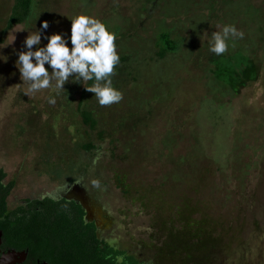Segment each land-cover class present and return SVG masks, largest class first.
<instances>
[{
	"label": "rangeland",
	"instance_id": "rangeland-1",
	"mask_svg": "<svg viewBox=\"0 0 264 264\" xmlns=\"http://www.w3.org/2000/svg\"><path fill=\"white\" fill-rule=\"evenodd\" d=\"M233 1L38 0L36 19L7 30L15 0H0V166L16 182L9 206L81 187L106 210L101 237L138 264H264V0ZM223 7L244 37L217 56L209 46L229 25ZM80 14L118 29L119 56L137 52L142 64L118 81L119 103L93 96L96 130L78 113L83 81L27 96L16 67L29 31L48 23L45 37H70ZM164 30L185 42L158 60Z\"/></svg>",
	"mask_w": 264,
	"mask_h": 264
},
{
	"label": "trees",
	"instance_id": "trees-1",
	"mask_svg": "<svg viewBox=\"0 0 264 264\" xmlns=\"http://www.w3.org/2000/svg\"><path fill=\"white\" fill-rule=\"evenodd\" d=\"M228 5L232 3L227 0ZM247 1V0H245ZM235 2V0L233 1ZM39 9L38 0H15L11 15L8 19L7 30L16 25H28L36 19ZM223 17L229 25H234V17L228 12ZM257 9L255 12H258ZM238 16V15H237ZM118 34V29L114 32ZM257 35V33H256ZM185 42V38H174L172 31H162L155 40L156 59H164L167 54L179 52ZM230 61L235 60L231 54L227 56ZM139 53L123 55L111 76L113 85L120 90L126 82L127 76L133 75L129 68L132 64H139ZM137 62V63H136ZM143 62V60H142ZM214 64L216 61H213ZM218 66H227V60L222 56L218 59ZM230 67L234 69V63ZM234 66V67H233ZM131 70V71H130ZM115 76H119L115 78ZM136 79V78H135ZM115 80V81H114ZM118 81H123L119 83ZM94 81H88L91 86ZM94 93L82 90L81 100L78 106L83 123L92 130H96L101 124L100 113L93 107ZM125 127V125H120ZM104 132L98 133V139L104 138ZM93 142L83 146L84 150H92ZM7 173L0 166V231L3 232V241L7 247L17 251H28L29 258H34L40 263L49 264H138L134 255L125 250L100 240L95 223L88 222L85 218V209L75 202L65 199L56 200L49 196L44 199H28L24 204L15 208L9 206L8 198L16 186L15 181L5 182ZM122 258V259H119Z\"/></svg>",
	"mask_w": 264,
	"mask_h": 264
},
{
	"label": "clouds",
	"instance_id": "clouds-1",
	"mask_svg": "<svg viewBox=\"0 0 264 264\" xmlns=\"http://www.w3.org/2000/svg\"><path fill=\"white\" fill-rule=\"evenodd\" d=\"M71 21L70 37L65 33L45 37L43 30L49 27L48 23L36 32L29 31L24 42L27 51L19 52L16 61L21 80L29 85L25 95L53 87V81L55 89L62 90L72 78L73 83L83 81L85 89L95 94L101 106L119 103L123 94L111 79L120 61L116 34L105 23L88 14H80ZM42 37L48 40L44 46H41ZM243 37L244 33L234 25H225L222 31L213 33L209 51L217 56L223 55L228 51L230 40ZM33 46L37 48L34 50ZM88 81L94 83L87 86Z\"/></svg>",
	"mask_w": 264,
	"mask_h": 264
},
{
	"label": "flooded vegetation",
	"instance_id": "flooded-vegetation-1",
	"mask_svg": "<svg viewBox=\"0 0 264 264\" xmlns=\"http://www.w3.org/2000/svg\"><path fill=\"white\" fill-rule=\"evenodd\" d=\"M80 189H81V187H80ZM79 190H77V191L74 190L75 191V194L69 193L72 196H67L66 197L65 195H67V194H64L63 191H61L60 194H58V195H46V196L39 197V198H32L31 200H34V199H44L45 197L49 196V197H51L53 199H56V200L65 199V200L69 201L70 203L72 201L75 202L77 205H80V206H82L85 209V212H86L85 218H86V220L88 222L95 223V225H96V227L98 229V234L100 236V240L105 241L107 243H110V241H108L107 239L101 237L102 224L103 225L105 224L103 222V218H105L104 216H106V210L105 211L102 210V207L101 206L94 205L93 202H91L90 200L83 199L82 198L83 197L82 191L81 190L79 191ZM24 203L25 202H23L22 204H24ZM18 205H20V204H18ZM102 214H104V215H102ZM89 215H91V217H89ZM0 232H2V231H0ZM11 250H16V249H13L12 247H7L5 245V243L3 241V232H2L1 244H0V257L4 253H7V252H9ZM17 264H40V262L38 260L34 259V258H29V253H28L27 259L23 263H17Z\"/></svg>",
	"mask_w": 264,
	"mask_h": 264
},
{
	"label": "water",
	"instance_id": "water-1",
	"mask_svg": "<svg viewBox=\"0 0 264 264\" xmlns=\"http://www.w3.org/2000/svg\"><path fill=\"white\" fill-rule=\"evenodd\" d=\"M1 237H2V232H0V244H1ZM27 257H28V252L27 251L11 250V251H9L7 253H4L0 257V264L23 263L27 259ZM40 264H49V263L48 262H42Z\"/></svg>",
	"mask_w": 264,
	"mask_h": 264
}]
</instances>
